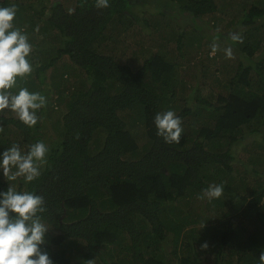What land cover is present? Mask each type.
<instances>
[{"label": "trees", "instance_id": "obj_1", "mask_svg": "<svg viewBox=\"0 0 264 264\" xmlns=\"http://www.w3.org/2000/svg\"><path fill=\"white\" fill-rule=\"evenodd\" d=\"M144 1L109 0L108 8H97L96 0H0V7L16 5L15 23L32 44L29 82L66 56L74 65L70 78L82 79L74 90L59 88L69 108L62 117L65 133L56 138L40 177L31 183L0 177V191L13 187L44 197L41 216L50 230L44 249L54 264H260L264 0H245L241 29L224 39L229 44L233 34L245 38L237 42L238 66L228 84L211 50L193 77L191 66L160 45L172 36L185 59V37L191 47L196 35L215 40L199 23L219 12L216 0H148L157 5L150 14ZM168 16L164 36L161 19ZM122 29L128 36L148 34L134 53L136 62L146 56L139 70L116 53L114 36ZM207 87L212 92L206 98ZM168 110L182 119L178 144L157 135L154 117ZM41 121L29 128L0 112V152L44 141ZM235 148L250 152L249 158L242 161ZM213 184H222L224 194L207 199L204 190ZM202 252L214 263L202 260Z\"/></svg>", "mask_w": 264, "mask_h": 264}, {"label": "clouds", "instance_id": "obj_2", "mask_svg": "<svg viewBox=\"0 0 264 264\" xmlns=\"http://www.w3.org/2000/svg\"><path fill=\"white\" fill-rule=\"evenodd\" d=\"M96 7L108 8L109 0H96ZM16 16V5L0 7V112H14L20 122L31 128L41 119L38 112L46 106L47 98L26 87H18V80L31 74L33 67L32 44L29 36L16 27ZM231 38L236 42L242 40L236 34ZM217 50L214 45L212 54ZM225 54L230 58L232 49H225ZM154 124L157 135L165 143L180 142L184 129L182 119L174 111L157 113ZM49 151L43 141L32 144L27 152L19 144H13L0 152V173L8 182L23 178L25 183H31L40 177ZM222 194V184L209 185L204 190L209 199ZM45 211L44 197L35 192L17 191L13 187L0 191V264H54L44 249L50 231L41 216ZM205 246L206 243L202 245ZM201 258L210 263L202 253ZM259 261L264 264V252L260 253Z\"/></svg>", "mask_w": 264, "mask_h": 264}, {"label": "rangeland", "instance_id": "obj_3", "mask_svg": "<svg viewBox=\"0 0 264 264\" xmlns=\"http://www.w3.org/2000/svg\"><path fill=\"white\" fill-rule=\"evenodd\" d=\"M135 1V0H133ZM245 2V0H216V3L219 7V12L216 15H209L208 17H206L205 20H203L202 22H200V26L204 28V33L205 35L211 34L214 36L215 40H209V39H203L200 38L199 35H196V41L197 44L195 47H191V43L188 40L187 37L184 38V41H186V45L188 46L189 49V57L185 58V59H181V54L179 51H176V40L172 37V36H167V42L165 40H161L160 41V45H166V47L163 49V52L169 53V52H175L176 53V59L178 60V62H183L185 64L186 67L191 66L193 71L191 70V72L193 73V77L194 74H200V68L203 67V65L205 63L203 62H208V54L210 51V54L213 56L214 54L217 55L220 65L217 69H220L222 71V77L224 78V81L228 84L229 80L228 77L230 75V73L232 71L237 70L236 67L238 66V59H237V54H236V49H237V45L239 43H237L236 41H233V43H229V44H224L225 42V37H229V35H231V33L233 32V30H237L234 29L236 26L238 27V29H241V27L238 25L241 17L244 15V6L243 3ZM144 4H146L144 6L145 8V12H147L146 14H150L151 12H149V8L151 9L150 11L154 12V8H157V5L153 4L150 2L149 5V1L145 0ZM175 5V4H174ZM174 5H172V7H170L171 11H176L177 6L174 7ZM147 8V9H146ZM178 12V11H176ZM157 13V12H156ZM170 14H172V12H170ZM159 15V13L157 14ZM182 16V14H181ZM170 18V16L165 17L163 19H161V25L164 27V36H165V32L168 29L167 27L169 26L168 24V19ZM172 23V27L176 28L177 24L174 21H171ZM16 24V23H15ZM142 25V24H140ZM167 25V26H166ZM16 27L17 24H16ZM19 28V27H18ZM142 29H145L143 31L146 32L147 28L146 26H142ZM188 32L191 31L190 27L187 28ZM145 32L143 34H136L135 36H128L126 34V30H123L118 32L115 36L114 39L117 40L118 44H116V53L119 56H123V58L125 57V61L128 64H132L133 68L136 70H139L142 67L143 64V59L146 56H139L138 57V62L135 61V55L141 48V46L145 45V42L149 39L148 34H145ZM189 34V33H188ZM138 36V37H137ZM218 36V37H217ZM172 37V38H171ZM118 38V39H117ZM159 38V37H158ZM140 42V44H136L134 42V40H137ZM232 40V38H229ZM188 41V42H187ZM245 38H242V40L240 41L241 43H244ZM217 47V51L212 54V48L213 46ZM50 47V46H49ZM51 48H54V45L51 46ZM187 48V47H186ZM227 48H231L232 49V56L229 58L228 56H226L225 54V49ZM49 55H47L48 57ZM170 56V55H169ZM193 57V58H192ZM203 58V60H202ZM186 59H191V63H189L188 61H186ZM71 65L74 67V65L72 64V61L70 59L69 56H66L64 61L61 63V61H59L58 63H56L54 65V68L48 70V71H43V72H36V74H32V78L33 81L29 82L30 80L27 78H23L21 80H18V87H26L28 88V90L30 92H39L42 95L46 96L47 98V104L46 106H44L43 109V114L41 116V132L45 134V138L43 139L44 143L48 145L50 151L48 153L47 159L49 157V155L51 154V152L55 149H57V139L58 137H60V135L65 133V129H64V123H63V115L65 116L68 111L66 110L65 107V103L63 101L62 103V99L60 100V92L61 90L59 88H66V89H71L74 90L76 89V86H78V83L82 82V79H76L74 77L70 78L69 73L72 71L71 70ZM227 70V72H226ZM215 70L212 71V73H214ZM67 76H64V75ZM197 75V76H198ZM63 77L65 79H68V82L66 83V81H64ZM190 80H192V78ZM209 79V77H208ZM26 80V81H25ZM84 81H86V83L84 84V88L85 90L89 89V84H88V80L87 78H84ZM200 79H198L197 81H195V84H199ZM209 82V81H208ZM60 86V87H59ZM69 91V90H68ZM212 92L211 89H209V87H207L205 89V92L203 94V96H206V98L208 97V95ZM217 92V91H215ZM68 95V93L66 94ZM71 101V98L69 99ZM72 103V101H71ZM70 103V104H71ZM63 104V105H62ZM70 105H68L69 107ZM66 111V112H65ZM12 112V111H10ZM9 112V110H6V117L7 118H18L16 116V114L13 112V115ZM193 121V117L191 116L187 123L188 125L191 124V122ZM97 137L99 138V140H101V143H103L104 141V136L103 135H97ZM141 143V140H140ZM246 143H250V141H247ZM239 147V146H238ZM236 147V148H238ZM24 149V151L26 152V149H28L27 147L23 146L22 147ZM235 148V149H236ZM92 150H95L94 145H92ZM234 152L237 154V157H239L240 159H242V161H244L245 159H247V157L249 158L250 152H246L244 150V148H239L234 150ZM263 154L258 158L259 160H261V164H263L260 167V171L262 173H264V161L263 159ZM47 163V161H46ZM46 163L42 166V168H45ZM240 172L244 171L243 169L239 170ZM0 177L5 178L3 176L2 173H0ZM6 179V178H5ZM228 180V179H227ZM226 180V181H227ZM262 181V180H260ZM224 194V193H223ZM222 194V195H223ZM227 194V193H226ZM209 199V198H207ZM234 202L236 203H240L241 200L239 199H235ZM227 210V208H226ZM229 213V212H227ZM225 219V218H224ZM221 222L225 220L221 219ZM227 221V220H226ZM216 225V223L211 224L212 227H214ZM202 257L209 260L210 263H214V260L212 259L211 255L208 253H204L202 252Z\"/></svg>", "mask_w": 264, "mask_h": 264}]
</instances>
